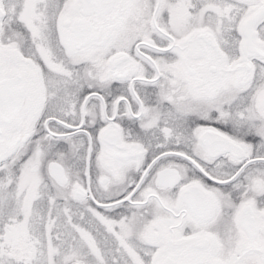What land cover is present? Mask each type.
<instances>
[{
	"label": "snow or ice",
	"instance_id": "obj_1",
	"mask_svg": "<svg viewBox=\"0 0 264 264\" xmlns=\"http://www.w3.org/2000/svg\"><path fill=\"white\" fill-rule=\"evenodd\" d=\"M0 264H264V0H0Z\"/></svg>",
	"mask_w": 264,
	"mask_h": 264
}]
</instances>
